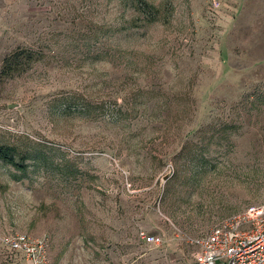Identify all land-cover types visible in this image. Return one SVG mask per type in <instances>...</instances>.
<instances>
[{"label": "rangeland", "instance_id": "rangeland-1", "mask_svg": "<svg viewBox=\"0 0 264 264\" xmlns=\"http://www.w3.org/2000/svg\"><path fill=\"white\" fill-rule=\"evenodd\" d=\"M145 1L0 0V264H195L264 202V0Z\"/></svg>", "mask_w": 264, "mask_h": 264}, {"label": "built area", "instance_id": "built-area-1", "mask_svg": "<svg viewBox=\"0 0 264 264\" xmlns=\"http://www.w3.org/2000/svg\"><path fill=\"white\" fill-rule=\"evenodd\" d=\"M154 241V236H145ZM195 264H264V202L233 213L206 234L191 238ZM4 245L22 254L31 264H48L47 240L16 233Z\"/></svg>", "mask_w": 264, "mask_h": 264}, {"label": "trees", "instance_id": "trees-1", "mask_svg": "<svg viewBox=\"0 0 264 264\" xmlns=\"http://www.w3.org/2000/svg\"><path fill=\"white\" fill-rule=\"evenodd\" d=\"M139 4L146 9H150L149 4L145 0H137ZM148 10L145 12L148 13ZM21 53L25 55H20ZM21 57H31V55L28 52L21 51L20 53L13 54V60L20 59ZM11 57L7 58L5 61V66L3 67V72L4 73H10L11 71V63L9 62ZM20 159L17 158V152L15 149L11 146L8 145H0V160L5 161L9 164H12L13 166H16L17 168H20L24 170L26 167L24 166V158L21 156L19 157Z\"/></svg>", "mask_w": 264, "mask_h": 264}, {"label": "water", "instance_id": "water-1", "mask_svg": "<svg viewBox=\"0 0 264 264\" xmlns=\"http://www.w3.org/2000/svg\"><path fill=\"white\" fill-rule=\"evenodd\" d=\"M11 107H13V105H11Z\"/></svg>", "mask_w": 264, "mask_h": 264}]
</instances>
